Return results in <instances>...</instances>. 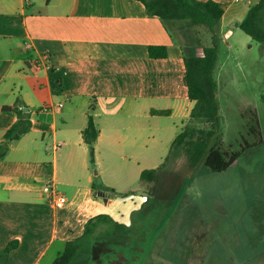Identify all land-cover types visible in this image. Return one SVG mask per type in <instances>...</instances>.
I'll use <instances>...</instances> for the list:
<instances>
[{
	"label": "crops",
	"instance_id": "obj_1",
	"mask_svg": "<svg viewBox=\"0 0 264 264\" xmlns=\"http://www.w3.org/2000/svg\"><path fill=\"white\" fill-rule=\"evenodd\" d=\"M215 1L224 10L216 27L224 43L260 0ZM193 45L184 46L137 0H0V143L18 120L14 109L26 107L31 120L0 160V253L17 242L0 264H42L50 253L45 264H53L68 240H76V254L84 249L95 225L98 247L130 242L131 224L116 214L118 195L136 198V187L157 185L175 139L190 124L194 102L184 59L204 49ZM150 47H165L167 56L151 58ZM38 58L51 68H34ZM90 114L99 131L94 163L83 139ZM151 169L156 180L142 182ZM48 180L63 187L64 208L50 205ZM180 239L157 238L153 255L179 257Z\"/></svg>",
	"mask_w": 264,
	"mask_h": 264
},
{
	"label": "rangeland",
	"instance_id": "obj_2",
	"mask_svg": "<svg viewBox=\"0 0 264 264\" xmlns=\"http://www.w3.org/2000/svg\"><path fill=\"white\" fill-rule=\"evenodd\" d=\"M230 28L234 35L228 40L224 37V43L216 32L218 63L223 65L222 72L216 73L220 112L215 135L202 144V155L200 144L173 150L157 185L146 189L152 191L147 193L148 202L141 201L147 192L141 186L134 189L136 198H127L122 191L116 214L120 221L130 222V242L98 247L99 229L91 226L83 240L84 249L69 264H124V259L129 264H264V45L236 25ZM174 34L184 46L194 44L197 52L213 44L205 25L182 22ZM252 111L257 115L260 137L248 133L254 125L249 117ZM188 127L194 130L195 144L210 130L202 120ZM246 145L249 148L242 150ZM216 146L240 154L220 173L204 164ZM63 190L58 187L59 192ZM125 205L133 210L129 216L122 214ZM167 234L181 238L179 257L153 255L157 238ZM51 258L52 253L42 264Z\"/></svg>",
	"mask_w": 264,
	"mask_h": 264
},
{
	"label": "trees",
	"instance_id": "obj_3",
	"mask_svg": "<svg viewBox=\"0 0 264 264\" xmlns=\"http://www.w3.org/2000/svg\"><path fill=\"white\" fill-rule=\"evenodd\" d=\"M144 4L149 15L157 16L164 24L166 30L175 36L176 29H181L182 22H192L194 25H205L212 34L213 44L204 47L203 55L195 54L185 56L186 67V83L188 87V97L194 102V107L190 113V123L202 120L210 130L206 133V138H198V143L193 142L194 130L186 127L175 139L172 151L185 144L196 146L199 154L202 155V144H207L208 140L214 137L217 130L219 118V104L217 98V82L214 77L218 61V46L216 40V27L220 23L224 10L215 0L201 2L198 0H137ZM239 28L248 35L252 40L264 45V0L252 5L239 25ZM149 55L151 58H165L167 50L165 47H150ZM264 101V98L262 99ZM18 120L5 133L3 141L0 143V160H3L13 141L19 140L23 135L27 134L31 129L30 112L26 107L14 109ZM94 107L90 108L93 113ZM155 114H166L164 111H154ZM251 125L248 133L251 136L260 137L259 124L257 115L254 111L250 114ZM203 133L202 130H199ZM99 136L92 115L89 116L88 126L83 131L84 142L88 145L90 151L91 162L94 163L95 143ZM249 148L248 145L242 150ZM239 153H230L224 151L221 146L211 148L206 156L204 164L213 172H224L232 166L239 158ZM157 170H145L141 174V181L152 183L156 180ZM17 247L14 241L7 245L2 253H0V261L6 263L8 254ZM77 251L76 240H68L66 249L60 254L53 264H69Z\"/></svg>",
	"mask_w": 264,
	"mask_h": 264
},
{
	"label": "built area",
	"instance_id": "obj_4",
	"mask_svg": "<svg viewBox=\"0 0 264 264\" xmlns=\"http://www.w3.org/2000/svg\"><path fill=\"white\" fill-rule=\"evenodd\" d=\"M202 55L203 53L200 56ZM32 65L36 69H39V68L50 69L51 68L48 60L40 59V58L34 60ZM61 146L62 144L58 143L55 148L58 149ZM43 190L49 197L50 205L54 207L55 209H62L67 205L68 203L67 197L58 191L57 185L54 180L46 181L44 183Z\"/></svg>",
	"mask_w": 264,
	"mask_h": 264
}]
</instances>
